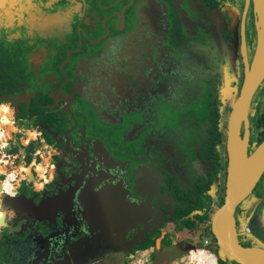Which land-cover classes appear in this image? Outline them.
Returning a JSON list of instances; mask_svg holds the SVG:
<instances>
[{
    "label": "flooded vegetation",
    "instance_id": "af4514ba",
    "mask_svg": "<svg viewBox=\"0 0 264 264\" xmlns=\"http://www.w3.org/2000/svg\"><path fill=\"white\" fill-rule=\"evenodd\" d=\"M247 4L0 0V122L14 138L16 196L41 206L74 191L66 213L32 218L6 209L0 264H123L139 250L184 264L200 249L216 264H240L221 256L214 216L234 144L251 155L264 142V79L232 130L258 44ZM37 148L43 156L34 163ZM118 185L131 208L125 236L106 233V210L95 213L88 202ZM234 222L242 246L264 248L256 233L264 226V171Z\"/></svg>",
    "mask_w": 264,
    "mask_h": 264
},
{
    "label": "water",
    "instance_id": "95a60500",
    "mask_svg": "<svg viewBox=\"0 0 264 264\" xmlns=\"http://www.w3.org/2000/svg\"><path fill=\"white\" fill-rule=\"evenodd\" d=\"M251 1L254 4L256 13L258 44L250 68L247 70L243 89L244 99L237 104L234 112L232 127L234 133L238 130L235 121H240V116L246 110L248 99L264 79V0H248L247 7ZM231 153L230 178L225 202L219 207L214 216L215 232L220 238V254L238 261L240 264H264V248L242 246L234 233L235 209L251 192L264 171V142L251 155L247 154L245 143H235ZM122 188H124L123 185H118L117 190L110 189L107 192L105 191L103 199L93 198L89 199L88 202L90 209L95 213H98V210H101L102 207L106 210V233L111 232L125 236L129 232L130 225L128 221L131 220V208L127 199L122 198L119 194L122 192ZM73 194L74 191L71 189L66 193L42 201L41 206H37L26 195L9 196L5 194L2 207L3 209L10 208L17 214L26 213L32 218H39V214L43 210L53 212L56 209L64 210L71 207V196ZM7 199H11L12 202H8ZM79 201L81 205H84V199L81 194ZM141 206L139 205L138 208L140 209ZM64 212L66 213L65 210ZM99 217L97 215L91 218L97 229H99V224L101 223L98 221ZM136 217L137 221L141 222V219H144V213L138 211ZM66 222L65 218L64 223L66 224Z\"/></svg>",
    "mask_w": 264,
    "mask_h": 264
},
{
    "label": "built area",
    "instance_id": "2783aa9c",
    "mask_svg": "<svg viewBox=\"0 0 264 264\" xmlns=\"http://www.w3.org/2000/svg\"><path fill=\"white\" fill-rule=\"evenodd\" d=\"M3 123V127H0V166L5 168V172L1 174L3 177V180L9 181L13 184V195L18 194V172H16V158L17 156H14L12 151H9L11 140L14 141V138L12 137V133L9 135L7 133L8 124H5L4 122H0V124ZM20 130L15 131L14 133H19ZM34 163L41 158L42 150L40 148L35 149L34 153ZM16 157V158H15ZM23 158H26V154H23ZM26 164V163H24ZM141 251H136L130 255L131 258H136L138 254H140ZM195 253V252H193ZM192 253V254H193ZM188 257L187 260L184 262L186 263H192V264H198L193 260L195 256ZM197 254L203 256L204 262L216 264V260L214 258V253L211 250L207 249H200ZM203 254V255H202ZM141 257H144V254H140ZM196 258V257H195ZM146 260L143 262H140L139 264H146V262L150 261V258H145Z\"/></svg>",
    "mask_w": 264,
    "mask_h": 264
},
{
    "label": "rangeland",
    "instance_id": "374dc122",
    "mask_svg": "<svg viewBox=\"0 0 264 264\" xmlns=\"http://www.w3.org/2000/svg\"><path fill=\"white\" fill-rule=\"evenodd\" d=\"M8 127H11V126H8ZM8 129V128H7ZM31 134V133H30ZM29 134V135H30ZM16 137L19 135L18 133L15 134ZM25 167V166H24ZM20 168V167H19ZM18 170V169H17ZM7 194V193H6ZM10 196V194H9ZM1 204L2 202L0 201V221L1 223H3V220L4 218L1 217ZM7 214V211L6 209L4 210ZM256 233H257V238H259L261 240V242L264 243V226H261V225H257L256 226ZM159 242V241H158ZM140 251V250H139ZM134 253V252H133ZM140 254H144V257H141ZM140 254H138V256L136 258H131L130 256L127 258V262L126 263H123V264H139L140 262H143L145 261L146 259L145 258H150V254L148 251H141ZM167 258L170 260L171 259V256H174V253L172 251H167ZM196 254V253H195ZM195 254L193 253L192 256H195ZM203 255V254H202ZM204 256V255H203ZM202 256V257H203ZM194 259L193 260H196L197 261V258L193 257ZM168 260H161V258H158V259H153L152 257L150 258V261L146 262V264H177V263H174V262H167ZM195 261V262H196ZM197 263V262H196ZM115 264V263H114ZM186 264H189V263H186ZM192 264V263H190Z\"/></svg>",
    "mask_w": 264,
    "mask_h": 264
},
{
    "label": "bare ground",
    "instance_id": "6f19581e",
    "mask_svg": "<svg viewBox=\"0 0 264 264\" xmlns=\"http://www.w3.org/2000/svg\"><path fill=\"white\" fill-rule=\"evenodd\" d=\"M0 127H2L1 125H0ZM9 132V131H8ZM9 134V133H8ZM10 135V134H9ZM3 173V169H2V167L0 166V174H2ZM13 187H12V183L11 182H9V181H4L3 180V177L1 176V178H0V201L1 202H3V198H4V196H5V194L7 193L8 195L10 194V195H13ZM7 201L8 202H12V200L11 199H7ZM5 209H3V207H1V217H3L4 218V223H5V220H6V218H7V214H6V212L4 211ZM195 254V253H194ZM195 257H197V254H195ZM199 257V256H198ZM197 257V259H199ZM202 259V258H201Z\"/></svg>",
    "mask_w": 264,
    "mask_h": 264
},
{
    "label": "trees",
    "instance_id": "16d2710c",
    "mask_svg": "<svg viewBox=\"0 0 264 264\" xmlns=\"http://www.w3.org/2000/svg\"><path fill=\"white\" fill-rule=\"evenodd\" d=\"M31 151H32V150H31ZM28 158H29V159L31 158V154L29 155ZM154 243H155V240H152V241H150V242H147V243H145V244L140 245L138 248H139V249L149 248L150 246L154 245Z\"/></svg>",
    "mask_w": 264,
    "mask_h": 264
},
{
    "label": "crops",
    "instance_id": "0c3cea01",
    "mask_svg": "<svg viewBox=\"0 0 264 264\" xmlns=\"http://www.w3.org/2000/svg\"><path fill=\"white\" fill-rule=\"evenodd\" d=\"M0 125H2V124H0Z\"/></svg>",
    "mask_w": 264,
    "mask_h": 264
}]
</instances>
